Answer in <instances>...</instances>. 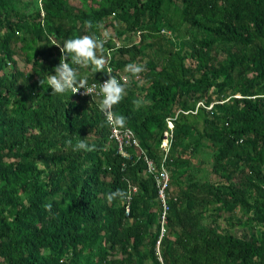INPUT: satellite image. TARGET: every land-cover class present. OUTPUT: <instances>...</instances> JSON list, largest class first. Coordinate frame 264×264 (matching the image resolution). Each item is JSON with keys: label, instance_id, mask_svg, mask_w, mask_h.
Here are the masks:
<instances>
[{"label": "trees", "instance_id": "obj_1", "mask_svg": "<svg viewBox=\"0 0 264 264\" xmlns=\"http://www.w3.org/2000/svg\"><path fill=\"white\" fill-rule=\"evenodd\" d=\"M78 4L0 0V264H264V0ZM108 28L127 40L97 48L114 75L144 65L114 105L121 127L159 162L174 120L164 236L154 179L136 148L118 153L101 100L46 81L65 39Z\"/></svg>", "mask_w": 264, "mask_h": 264}, {"label": "clouds", "instance_id": "obj_2", "mask_svg": "<svg viewBox=\"0 0 264 264\" xmlns=\"http://www.w3.org/2000/svg\"><path fill=\"white\" fill-rule=\"evenodd\" d=\"M102 44V40L88 34L76 35L65 39L61 44L62 56L60 62L54 66V72L49 71L50 74L47 77L48 86H51L53 92L63 94L71 90L75 93L83 87L88 93H92L94 85L89 86L87 84V75H78L75 65H90V70L93 72L102 70L105 65V59L103 56L97 55V48L102 47ZM125 70L131 73H140L144 70V65L130 62L125 65ZM107 73L109 78L102 82V99L98 104V109L103 112L108 124L123 126L126 124L127 118L123 114H116L113 111V106L118 104L126 95L128 85L126 82H121L117 76L112 75L110 70ZM134 103L139 106L143 103V100L142 98L137 99ZM68 143L71 144L72 140L69 139ZM74 146L78 150L84 149L88 151L96 147L95 144H89L85 138L79 139ZM124 195L123 191L117 189L116 191L108 192L107 199L111 202L117 197H124Z\"/></svg>", "mask_w": 264, "mask_h": 264}, {"label": "built area", "instance_id": "obj_3", "mask_svg": "<svg viewBox=\"0 0 264 264\" xmlns=\"http://www.w3.org/2000/svg\"><path fill=\"white\" fill-rule=\"evenodd\" d=\"M165 32L168 35L171 34V32L163 30V33ZM106 35H107L106 33L105 34L102 33V38L99 40H102L103 43H105L107 41L106 39H108ZM138 35H140V32L138 33ZM110 58H111L110 54L105 56L104 70L107 75L106 78L102 79L101 81H94L91 83H87L89 86L94 85V88H92V93H88L86 89L83 87L80 88L79 91L72 93L77 97L90 98L91 100H101L102 82L109 78V74L107 72L110 70L112 75H114L115 73V70L110 66V62L108 61ZM93 97L95 98L93 99ZM167 123L168 126L164 131V137L161 143V158L159 162L153 157H151L146 151V149H144L141 146L139 138L134 130L126 127H121L119 125L108 124L110 127V139L113 142H115V144L117 145L118 153H120V155H122L125 159L130 160L132 159V155L127 150V146L136 148L139 151L138 154L139 159H142L146 164L147 175L154 179L155 186L158 191V198L161 201L163 207V211L161 214V226H162L161 236H164V234L167 231L168 215L170 212L168 190L171 184V176L168 170V161H169L171 146L174 140V127H175L174 120L172 118H169L167 120ZM131 190H132L131 192L134 194L138 193V188L135 186L131 187ZM129 213H130V207L128 206L127 214L129 215Z\"/></svg>", "mask_w": 264, "mask_h": 264}, {"label": "rangeland", "instance_id": "obj_4", "mask_svg": "<svg viewBox=\"0 0 264 264\" xmlns=\"http://www.w3.org/2000/svg\"><path fill=\"white\" fill-rule=\"evenodd\" d=\"M74 1L76 2V4L79 3V0H74ZM117 24H119V23H117ZM102 31H103V34H105V33L107 34L108 33L110 35V37L112 38L113 43L116 44L117 46H118V44H124L127 41L123 37H119L117 31L114 30V29H109L108 28V29H103ZM136 40H138V38L135 39L134 41H136ZM120 78H121L122 82H126L127 84H130L132 82L131 72L130 71H126L125 68L120 71ZM46 81H47V79H46ZM143 94H145V93H143ZM221 222H222V226L224 228L228 224L225 219H222ZM233 233L238 235V236H241L244 233H246V231L244 229L237 228V229L233 230Z\"/></svg>", "mask_w": 264, "mask_h": 264}]
</instances>
